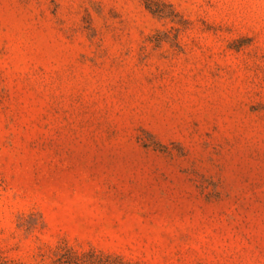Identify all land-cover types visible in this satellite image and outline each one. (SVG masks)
Instances as JSON below:
<instances>
[{
	"label": "rangeland",
	"instance_id": "374dc122",
	"mask_svg": "<svg viewBox=\"0 0 264 264\" xmlns=\"http://www.w3.org/2000/svg\"><path fill=\"white\" fill-rule=\"evenodd\" d=\"M0 264H264V0H0Z\"/></svg>",
	"mask_w": 264,
	"mask_h": 264
}]
</instances>
